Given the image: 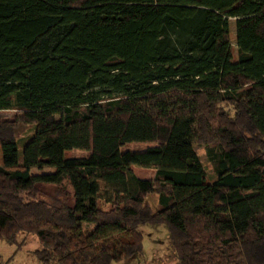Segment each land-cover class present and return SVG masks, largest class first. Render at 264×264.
I'll list each match as a JSON object with an SVG mask.
<instances>
[{
  "label": "trees",
  "instance_id": "1",
  "mask_svg": "<svg viewBox=\"0 0 264 264\" xmlns=\"http://www.w3.org/2000/svg\"><path fill=\"white\" fill-rule=\"evenodd\" d=\"M9 109L5 263L32 234L43 264H125L162 224L176 264H264V0H0Z\"/></svg>",
  "mask_w": 264,
  "mask_h": 264
},
{
  "label": "rangeland",
  "instance_id": "2",
  "mask_svg": "<svg viewBox=\"0 0 264 264\" xmlns=\"http://www.w3.org/2000/svg\"><path fill=\"white\" fill-rule=\"evenodd\" d=\"M230 31L232 35H234L235 32V26L233 25V19L230 20ZM232 49L234 56H236V42L235 40H232L231 42ZM17 115V112L15 110H1L0 111V118L1 119H13ZM25 135V134H24ZM147 147V144L144 143H128L122 147V150H133V151H139L144 150ZM196 151L205 165L208 180L210 178L212 179L214 177V172L211 164L207 160V156L205 153V150L201 146H196ZM20 151H21V145H20ZM88 153L79 150V149H71L65 151L66 157H81V156H87ZM53 170L52 167H46L44 169H32L31 171L33 173H42V172H48ZM134 172L143 177V178H150L154 174V170L150 168H139V167H133ZM146 200L150 203L151 206L154 208L157 204V195H149L147 196ZM139 230L143 234V251L139 255H136L133 259H130L126 261L125 264H176V260L174 257V253L172 250V247L170 245L169 236L167 233V229L164 225H151L146 224L139 227ZM39 241L36 238L35 235L30 234L27 239V243L25 244L26 247L32 249L35 247V243ZM1 247H0V254H2V257H6L8 255L6 252L9 248L8 244L0 241ZM4 259V258H3Z\"/></svg>",
  "mask_w": 264,
  "mask_h": 264
},
{
  "label": "crops",
  "instance_id": "3",
  "mask_svg": "<svg viewBox=\"0 0 264 264\" xmlns=\"http://www.w3.org/2000/svg\"><path fill=\"white\" fill-rule=\"evenodd\" d=\"M139 177H141V176H139ZM34 243H35L34 248L30 249V248L26 247V245H25L21 250H19L15 254L13 259H11L8 263H5V261L11 256V254L14 251V246L8 244L9 248L6 251V252H8L7 253L8 255H6V257H2V254H0V264H43L33 254V251L37 247H39L38 242H36V240H34ZM1 245L2 244H0V247H1Z\"/></svg>",
  "mask_w": 264,
  "mask_h": 264
}]
</instances>
